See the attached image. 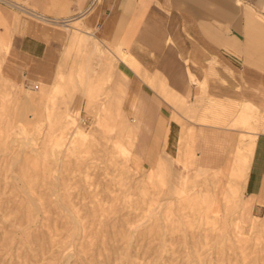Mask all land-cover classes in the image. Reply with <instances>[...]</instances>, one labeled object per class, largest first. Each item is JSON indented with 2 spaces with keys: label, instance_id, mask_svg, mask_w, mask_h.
I'll use <instances>...</instances> for the list:
<instances>
[{
  "label": "crops",
  "instance_id": "obj_1",
  "mask_svg": "<svg viewBox=\"0 0 264 264\" xmlns=\"http://www.w3.org/2000/svg\"><path fill=\"white\" fill-rule=\"evenodd\" d=\"M11 1L23 5L33 21L0 4V53L12 47L28 66L24 79L33 74L50 84L57 70L66 73L62 58L76 48L77 32L69 29L64 41L58 29L45 26L62 24L28 12L79 19L104 133L129 136L137 164L149 168L166 161L172 181L176 170L183 176H192L190 169L210 174L212 196L223 205L241 131L199 119L211 118L204 109L212 102L248 104L264 118V0H99L84 15L90 0ZM96 52L104 63L96 62ZM2 59L0 74L7 78ZM237 194L243 214L264 213V132L254 141Z\"/></svg>",
  "mask_w": 264,
  "mask_h": 264
},
{
  "label": "rangeland",
  "instance_id": "obj_2",
  "mask_svg": "<svg viewBox=\"0 0 264 264\" xmlns=\"http://www.w3.org/2000/svg\"><path fill=\"white\" fill-rule=\"evenodd\" d=\"M45 26L58 29L64 41L71 32ZM76 48L62 58V79L75 77L81 68L77 61L86 54L82 44V52ZM98 53L95 60L102 63ZM1 57L2 74L17 86L0 78V97L6 93L11 102L0 116V264H264L263 212L244 214L238 238L233 233L237 214L224 220L206 177L195 189L204 200L177 201L168 168L151 174L154 167L113 149L114 136L96 123L102 107L98 95L86 101L73 91L70 110L58 96L51 116L39 115L33 124L27 143L14 106L26 105L39 79L33 74L24 79L28 66L11 46ZM33 113L30 108L28 114ZM67 120L61 129L58 122ZM77 129L84 141H72ZM55 142L61 146L52 151ZM67 148L75 149L74 156Z\"/></svg>",
  "mask_w": 264,
  "mask_h": 264
},
{
  "label": "bare ground",
  "instance_id": "obj_3",
  "mask_svg": "<svg viewBox=\"0 0 264 264\" xmlns=\"http://www.w3.org/2000/svg\"><path fill=\"white\" fill-rule=\"evenodd\" d=\"M90 4L87 6V8L81 13L85 14L89 8ZM20 8V7H19ZM18 12L23 13L25 15H28L26 13V10H19ZM30 15L42 19V20H49L54 23H60L63 25V28L66 29V31H69V29L77 31L74 34V40L76 42L77 48L76 50H79L80 52V46L81 44L84 45V42L86 41V30L84 31L81 21L79 19L77 20H53V19H47L45 17H42L40 14L37 13H31L28 12ZM70 22H75L78 26L80 27H73L70 25ZM95 42V41H94ZM2 48V45L0 43V49ZM85 48V47H84ZM99 48L95 46V48H91L88 53L91 52L95 53ZM100 51V50H99ZM84 57V56H83ZM83 57L81 60V68L79 71L76 73V76L73 78H66L62 79L64 72L63 70H57L55 72L54 81L50 84H46L42 81H37V84H35V89L34 91H30V96H28L24 104L25 106L19 107V106H14V113L16 114V119L15 122L18 124L20 127L21 131L24 133L25 137L24 139L27 141V143L30 142V135L32 133V128L33 124L38 121L39 115L45 119H48L51 116V112L54 109L55 105V100L59 96L66 106L69 108L70 102V94L73 91H79L81 94V97L92 99L95 95V90L92 88L91 84V76L89 75L88 71H86V56L85 60L83 61ZM107 58V57H106ZM104 59L105 63L109 64V59ZM129 60V59H128ZM83 66V67H82ZM41 77V76H40ZM0 78L3 80V82H9L12 85H16V83L13 80H7V78H3L0 74ZM59 80V83H56V81ZM20 82V81H19ZM17 86V85H16ZM8 94H3L0 97V116L4 114L5 110L7 109L8 104L11 102L9 101L10 99H7ZM76 106H74L75 108ZM32 108L33 114L29 115L28 111L29 109ZM78 109L75 108L72 112L74 113V117L78 115ZM228 111H234V115H230ZM204 112L210 113L211 118L208 119L206 117H202L199 119L200 123H211L215 124L218 126H225L228 128L232 129H237L241 131V136H240V141L238 143V147L236 150L235 154V159H234V165L233 169L230 175V182L228 184L227 192L222 199V216L224 217V220H227L228 218L232 217V215L237 214V216L233 219L234 221V234L236 237L240 238L242 234L240 233V229L242 228L244 224V214H243V208L241 204V200L238 198L237 190L239 185L243 182L245 173L247 170L248 166V160L249 157L252 153L254 141L258 135V133L264 132V118H260L258 115V111L255 109L254 106L244 104V103H233L232 106L227 107L221 105L219 102H212L207 108L204 109ZM100 114L102 116V110L100 109ZM101 116L97 117V126L101 128ZM69 123L68 120L67 122L63 123L62 121L58 122V126L62 127L63 129L66 124ZM72 123V122H71ZM66 128V127H65ZM113 130L109 129V133H112ZM244 132V133H242ZM110 136V135H109ZM82 139L83 141L85 140V135L80 132L78 129L74 130V135L72 137L73 139ZM129 136H125L123 139H114L113 140V149H115L117 152H119L123 156L131 157V150L129 147ZM61 143L60 142H55L53 146L51 147V150L53 151V148L55 149L56 147H60ZM68 156L69 154H72L74 156L75 154V149L74 148H67ZM168 168L171 173V168L170 165L168 166V163L164 160H160L157 164L156 167L150 170V173L152 172L155 174L161 173L163 169ZM177 169V168H176ZM189 170L185 165L183 166L182 170ZM192 173V178L193 182L190 183V178L189 174ZM187 176H183L182 173L177 172L174 175L175 181H170V188L172 193L174 194L175 198L177 201H180L184 198H195L197 200H204L202 198L203 196L206 197L205 195H202V197L197 198L195 189L199 185L196 182L201 176L206 177L204 179V182L209 185L208 191H212L211 188V176L208 173L202 172V171H194L190 169V172H188ZM153 178H150L152 180ZM170 179H171V174H170ZM191 185V187L189 186ZM211 199L212 198V195ZM264 214V213H263ZM214 218V217H212ZM253 218V217H252ZM256 217L253 219V223L257 222L255 221ZM264 219V217H263ZM250 220V221H251ZM257 242V241H255Z\"/></svg>",
  "mask_w": 264,
  "mask_h": 264
},
{
  "label": "built area",
  "instance_id": "obj_4",
  "mask_svg": "<svg viewBox=\"0 0 264 264\" xmlns=\"http://www.w3.org/2000/svg\"><path fill=\"white\" fill-rule=\"evenodd\" d=\"M99 0H90V6L89 7H94L97 3H98ZM0 4L4 5V6H7L8 8L14 10V11H19V10H22L21 4H16L14 2H12L11 0H0ZM20 7V8H19ZM32 18V17H31Z\"/></svg>",
  "mask_w": 264,
  "mask_h": 264
}]
</instances>
